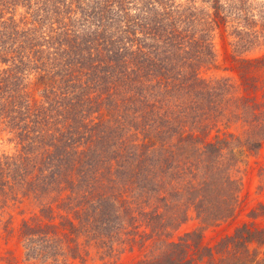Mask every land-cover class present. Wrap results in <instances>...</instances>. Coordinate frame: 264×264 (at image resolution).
<instances>
[{
  "label": "trees",
  "instance_id": "obj_1",
  "mask_svg": "<svg viewBox=\"0 0 264 264\" xmlns=\"http://www.w3.org/2000/svg\"><path fill=\"white\" fill-rule=\"evenodd\" d=\"M217 35L238 78L202 75ZM263 50L264 0H0V131L15 145L0 153V216L37 205L20 227L26 260L153 238L137 264L210 258L173 233L191 210L217 223L239 207V167L264 145ZM253 242L264 230L244 224L226 264H264Z\"/></svg>",
  "mask_w": 264,
  "mask_h": 264
},
{
  "label": "rangeland",
  "instance_id": "obj_2",
  "mask_svg": "<svg viewBox=\"0 0 264 264\" xmlns=\"http://www.w3.org/2000/svg\"><path fill=\"white\" fill-rule=\"evenodd\" d=\"M230 42L231 40L226 36H216V66L203 71L204 77L230 76L238 78V64L233 58ZM261 54H264V50L256 52L254 55ZM32 89L35 87L32 86ZM9 137L6 132L0 131V153L14 150L15 145L10 142ZM245 162L239 167L242 183L239 193L240 204L232 217L217 223L208 222V224L207 221H202L195 211L191 210L187 220L174 230L172 240L178 241L180 238L194 233L195 236L189 243L200 244L212 251L210 258L205 257L195 264H226L228 260H231V258H227L226 252L228 249L232 250V247H227V250H224L226 245L224 243L229 237L234 236L244 224H251L264 230V145L254 156L245 159ZM36 211L37 205L31 200L4 210L0 216V264H42L26 260L25 249L19 238L22 220L30 218ZM149 231L151 232L150 229ZM154 243V238L147 240L144 247L138 244L134 248H126L115 257L103 256L104 249L91 246L93 249H90L87 261L75 260L73 264H137L148 256L150 248L156 246ZM248 248L250 254L264 259V243L253 242L248 245ZM155 249L157 251L158 246ZM237 252L241 253L238 250L231 251L232 254L239 255Z\"/></svg>",
  "mask_w": 264,
  "mask_h": 264
}]
</instances>
